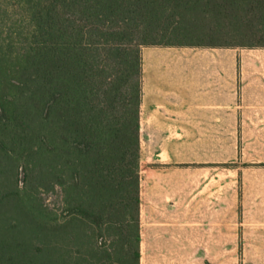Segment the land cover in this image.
I'll use <instances>...</instances> for the list:
<instances>
[{
    "label": "trees",
    "instance_id": "1",
    "mask_svg": "<svg viewBox=\"0 0 264 264\" xmlns=\"http://www.w3.org/2000/svg\"><path fill=\"white\" fill-rule=\"evenodd\" d=\"M14 1L31 29L0 56V264H124L135 245L138 264L143 46L264 47V0ZM58 188L61 212L41 198Z\"/></svg>",
    "mask_w": 264,
    "mask_h": 264
},
{
    "label": "crops",
    "instance_id": "2",
    "mask_svg": "<svg viewBox=\"0 0 264 264\" xmlns=\"http://www.w3.org/2000/svg\"><path fill=\"white\" fill-rule=\"evenodd\" d=\"M142 60V264H264V47Z\"/></svg>",
    "mask_w": 264,
    "mask_h": 264
},
{
    "label": "rangeland",
    "instance_id": "3",
    "mask_svg": "<svg viewBox=\"0 0 264 264\" xmlns=\"http://www.w3.org/2000/svg\"><path fill=\"white\" fill-rule=\"evenodd\" d=\"M30 29L31 26L26 8L20 6L14 0H0V56L8 64H12L16 60L21 47L27 42V35ZM9 79L0 70V86L4 92L10 90ZM141 175L143 182V172ZM41 198L46 206L55 208L58 212H61L64 204L60 188L55 192H43ZM136 249V245L131 248L128 253L127 262L124 264H137ZM125 255L123 256L125 257ZM142 261L143 250L140 241L138 264H142Z\"/></svg>",
    "mask_w": 264,
    "mask_h": 264
}]
</instances>
